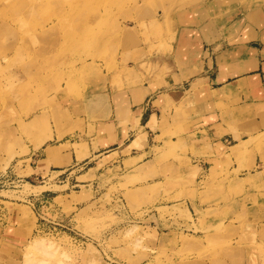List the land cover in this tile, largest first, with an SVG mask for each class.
<instances>
[{
  "label": "rangeland",
  "instance_id": "obj_1",
  "mask_svg": "<svg viewBox=\"0 0 264 264\" xmlns=\"http://www.w3.org/2000/svg\"><path fill=\"white\" fill-rule=\"evenodd\" d=\"M211 1L0 0V173L22 179L0 187V264H264V165L231 181L230 157L187 131L197 102L136 167L100 124L112 94L166 80L180 16ZM52 145L105 148L57 175L40 165Z\"/></svg>",
  "mask_w": 264,
  "mask_h": 264
},
{
  "label": "crops",
  "instance_id": "obj_2",
  "mask_svg": "<svg viewBox=\"0 0 264 264\" xmlns=\"http://www.w3.org/2000/svg\"><path fill=\"white\" fill-rule=\"evenodd\" d=\"M179 20L171 54L174 68L166 80L160 86L151 83L139 91L110 96L107 116L100 122L109 133L107 147L118 146L120 164L140 166L152 155L151 139L156 142L161 127L174 131L169 124L174 106L186 112L197 102V111L189 115L193 128L187 131L202 133L207 147L209 143L230 157L231 181L237 180L239 174L256 176L254 170L264 165V152L258 150L257 143L248 141L264 132V0H213L185 11ZM239 147L246 148L253 161L250 168H241L237 173L233 171L239 163L232 153ZM57 148L58 145L48 147L40 165L42 170L57 165L52 172L58 175L105 147L96 149L90 145L83 158L75 150L59 153ZM208 157L200 156L205 167ZM239 209L231 208L230 213ZM262 226L264 230V222Z\"/></svg>",
  "mask_w": 264,
  "mask_h": 264
},
{
  "label": "built area",
  "instance_id": "obj_3",
  "mask_svg": "<svg viewBox=\"0 0 264 264\" xmlns=\"http://www.w3.org/2000/svg\"><path fill=\"white\" fill-rule=\"evenodd\" d=\"M22 179L13 178L9 172L3 171L0 173V187H15Z\"/></svg>",
  "mask_w": 264,
  "mask_h": 264
},
{
  "label": "bare ground",
  "instance_id": "obj_4",
  "mask_svg": "<svg viewBox=\"0 0 264 264\" xmlns=\"http://www.w3.org/2000/svg\"><path fill=\"white\" fill-rule=\"evenodd\" d=\"M27 186H28V184H27ZM31 186H32V185H31ZM33 186H34V185H33ZM29 187H30V186H29ZM26 188H27V187H26ZM26 188L24 189L25 192H27V191H26V190H27ZM31 189H32V188H31ZM30 191H32V190H30ZM28 193H29V192H28ZM38 245H39V244H37V246H38Z\"/></svg>",
  "mask_w": 264,
  "mask_h": 264
}]
</instances>
